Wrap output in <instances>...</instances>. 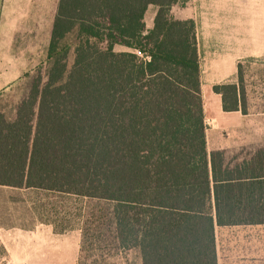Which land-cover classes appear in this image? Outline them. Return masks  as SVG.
<instances>
[{
	"label": "trees",
	"instance_id": "obj_1",
	"mask_svg": "<svg viewBox=\"0 0 264 264\" xmlns=\"http://www.w3.org/2000/svg\"><path fill=\"white\" fill-rule=\"evenodd\" d=\"M184 2L58 0L45 80L0 111V185L96 202L88 218L141 264H217L215 224H264V147L207 149L195 24L170 13ZM256 60L213 85L224 112L264 104L246 74Z\"/></svg>",
	"mask_w": 264,
	"mask_h": 264
},
{
	"label": "rangeland",
	"instance_id": "obj_2",
	"mask_svg": "<svg viewBox=\"0 0 264 264\" xmlns=\"http://www.w3.org/2000/svg\"><path fill=\"white\" fill-rule=\"evenodd\" d=\"M26 5H29L28 0H4L0 21V32L9 27L8 35L13 37L9 44L6 38L0 40V111L12 115L15 106L27 95L32 80L38 74L45 80L47 65L44 24L48 16L41 14L37 18L39 27L25 22L20 31H14V27L27 17L19 13V9L27 10ZM154 13L155 7L150 6L145 14L146 28L152 26ZM115 49L122 51L125 48L116 46ZM245 65L248 81L257 83L256 88H250L257 92L263 87L264 57ZM257 74L262 79L259 80ZM234 80L235 77L226 81ZM226 81L200 80L206 145L209 151L221 147L227 151L228 158L243 159L253 148L264 144V104L251 95L247 114L223 112L216 106L219 98L212 87ZM31 197L34 210L41 212V218L55 221L59 228L80 229L81 234L84 228L85 237H81L77 264H141L137 249L118 247L112 231L100 227L97 220H92L94 218H88L90 213L97 214L99 204L96 202L86 204L84 199L71 195L42 191H34ZM86 219H89L87 223ZM216 236L220 251L236 247L258 249L264 247V224L216 228Z\"/></svg>",
	"mask_w": 264,
	"mask_h": 264
},
{
	"label": "crops",
	"instance_id": "obj_3",
	"mask_svg": "<svg viewBox=\"0 0 264 264\" xmlns=\"http://www.w3.org/2000/svg\"><path fill=\"white\" fill-rule=\"evenodd\" d=\"M56 1L28 0L27 10L19 9L27 17L14 31H20L25 22L39 27L37 18L47 15L44 24L47 47ZM3 4L4 0H0V21ZM170 13L176 19H191L195 24L200 80L233 79L238 62L264 57V0H186L184 4L173 5ZM8 30L9 27L0 32V40L6 38L9 44L13 37L8 35ZM215 95L219 98L216 106L221 108L220 95ZM261 147L264 144L253 148L246 157ZM217 149L227 156L225 149L214 150ZM34 191L40 190L0 185V264H77L80 229L57 232L48 219L41 218V212L34 210L31 197ZM230 226L241 225H214L217 264H264V247L220 251L216 228Z\"/></svg>",
	"mask_w": 264,
	"mask_h": 264
},
{
	"label": "built area",
	"instance_id": "obj_4",
	"mask_svg": "<svg viewBox=\"0 0 264 264\" xmlns=\"http://www.w3.org/2000/svg\"><path fill=\"white\" fill-rule=\"evenodd\" d=\"M136 54L139 55V56H142V53L139 50H136Z\"/></svg>",
	"mask_w": 264,
	"mask_h": 264
}]
</instances>
